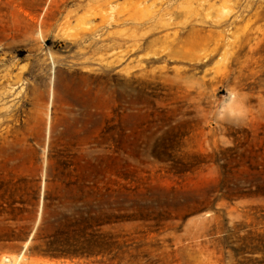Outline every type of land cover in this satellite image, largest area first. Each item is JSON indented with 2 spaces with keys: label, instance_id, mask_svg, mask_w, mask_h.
<instances>
[{
  "label": "rangeland",
  "instance_id": "374dc122",
  "mask_svg": "<svg viewBox=\"0 0 264 264\" xmlns=\"http://www.w3.org/2000/svg\"><path fill=\"white\" fill-rule=\"evenodd\" d=\"M114 124L140 126L126 153ZM263 165L264 0H0V203L21 209L0 264H264V197L239 196ZM45 191L49 221L119 216L101 231L121 249L7 240L33 235Z\"/></svg>",
  "mask_w": 264,
  "mask_h": 264
},
{
  "label": "trees",
  "instance_id": "16d2710c",
  "mask_svg": "<svg viewBox=\"0 0 264 264\" xmlns=\"http://www.w3.org/2000/svg\"><path fill=\"white\" fill-rule=\"evenodd\" d=\"M140 126H125L122 124L108 125L102 128L101 136L108 141V149H112L114 153H126L129 148L134 145L135 134ZM134 134L132 139L129 136ZM132 151H139L132 149ZM264 166V165H263ZM262 166V167H263ZM260 172V171H259ZM264 173H258V182L254 190L240 192L241 197L263 196L264 197V181L260 177ZM261 181V182H260ZM2 197V196H1ZM45 204L42 209V218L35 229L32 236H19L12 234L7 236V240H29L31 244L28 247L30 253H37L51 258H84L91 259L97 256L110 255L114 249H121L111 235L101 231V228L118 219L119 216L102 207H77L71 213L63 212L59 217L49 221L46 212L50 207L48 200L50 195L45 191ZM2 199V198H1ZM16 200L10 202L4 201L0 203V216L4 214H12L16 209ZM5 204V205H4ZM45 212V215H44ZM14 219V218H12ZM48 227H53L52 231H46ZM23 233V232H22ZM37 240L41 242L34 244ZM116 245V246H115ZM116 251L115 254L118 253Z\"/></svg>",
  "mask_w": 264,
  "mask_h": 264
},
{
  "label": "bare ground",
  "instance_id": "6f19581e",
  "mask_svg": "<svg viewBox=\"0 0 264 264\" xmlns=\"http://www.w3.org/2000/svg\"><path fill=\"white\" fill-rule=\"evenodd\" d=\"M27 244V243H26ZM22 254V253H21ZM4 261L7 262L8 264H15L17 261L15 260H9L7 257H4ZM43 263H47V264H54V262L50 261V260H43Z\"/></svg>",
  "mask_w": 264,
  "mask_h": 264
}]
</instances>
